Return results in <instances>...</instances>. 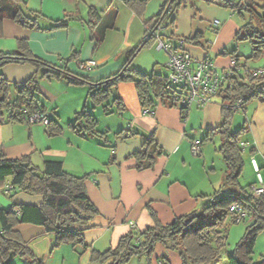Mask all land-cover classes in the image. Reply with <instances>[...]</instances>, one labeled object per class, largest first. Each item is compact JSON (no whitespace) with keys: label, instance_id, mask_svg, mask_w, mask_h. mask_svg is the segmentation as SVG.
I'll return each instance as SVG.
<instances>
[{"label":"crops","instance_id":"0c3cea01","mask_svg":"<svg viewBox=\"0 0 264 264\" xmlns=\"http://www.w3.org/2000/svg\"><path fill=\"white\" fill-rule=\"evenodd\" d=\"M24 1L22 5L27 10L41 12L50 21L69 17L68 26L48 29L51 24L42 19L39 22L42 29L27 28L5 17L0 20V49L13 50L18 39H27L36 56L56 65H64L68 61L66 65L70 70L93 80L118 72L126 60V51L145 35L144 20L124 0ZM162 3L163 0H150L145 18L150 19L157 14ZM193 5L190 1L181 6L174 14V26L165 29L164 33L181 37L201 33L199 44L187 45L191 55L197 59L209 56L220 70L232 69L233 57L228 52L236 49L234 41H237L236 32L242 22L240 24L233 19L234 13L230 9L196 1L195 6L200 13L214 15L221 21L218 32L211 25L215 36L208 49L204 38L209 27L201 21L204 19L200 18L202 15L197 16ZM90 7L100 11L118 10L115 28L106 32L104 41L99 45L90 36L87 23ZM220 8L224 10L220 11ZM90 60L96 61L97 65L89 69L80 66ZM2 71L11 82L23 83L36 71V67L29 62L10 63L4 65ZM116 92L115 96L122 97L125 109L117 110L114 102L113 112L107 113L103 108L104 114L111 118L103 127L93 110L99 105L95 106L89 99V84L70 83L65 77L45 76L40 80L39 97L51 120L61 125V131L50 134L42 123L16 121L0 124V155L9 158L28 156L41 169L47 160L61 161L68 172L87 176L88 195L100 212L84 231L90 248L79 264H100L91 260L92 249L105 251L116 245L121 236L130 230H143L152 225L151 209L163 223L198 210L204 202L203 195L213 194L224 181L225 164L222 161L215 164L213 154L208 151L210 145L204 143V138L201 139V152L195 156L193 143L201 141L197 140L199 137L192 136L196 130L190 110L187 118H183L180 108L159 102L156 108H152L154 113L145 114L135 83H120ZM112 96L108 102L115 97L114 94ZM84 106L98 119V130L106 132V143L104 138L83 137L73 128L72 122ZM198 107L202 108V128H214L220 124L222 107L211 101ZM243 110L244 120L237 129L245 126L240 137L244 168L253 171L256 186L264 185V101L254 99ZM152 135L162 152L154 166L137 170L133 153L141 149L145 139ZM253 159L260 168L261 180L252 164ZM251 184L255 185L254 182ZM36 201V197L23 192L10 197L0 188V208H9L13 202ZM20 231L44 264H74L73 257H77L75 251H82L71 244L55 246L56 235L38 225H22ZM162 257L168 264H182L179 252L162 244L156 246L151 259L133 257L127 264H159Z\"/></svg>","mask_w":264,"mask_h":264},{"label":"trees","instance_id":"16d2710c","mask_svg":"<svg viewBox=\"0 0 264 264\" xmlns=\"http://www.w3.org/2000/svg\"><path fill=\"white\" fill-rule=\"evenodd\" d=\"M124 1L144 20L145 35L138 44L126 51V60L120 70L107 77L93 80L73 72L66 65L68 61L64 65L49 63L32 52L27 39H18L13 50L0 49V124L16 121L33 124L28 122V116L35 111L47 113L46 106L39 97L40 80L45 76L65 77L70 83L86 82L89 84L92 103L95 106L103 105L107 113L113 112V102L117 110L125 109V103L118 94L111 102L108 101L120 83L133 82L144 109L155 112L152 108H156L160 102L168 107L180 108L182 117L187 118L192 104L183 102L189 95L186 83L172 82L166 64L167 74H164L145 73L131 67V63L144 47L155 43L159 38L173 44L183 39L186 43L185 49L188 44L200 43L201 33L190 37L164 33L165 29L174 26L175 12L190 1H205L207 4H215L238 13L243 22L236 32V40L250 41L252 53L248 58L257 59L264 55V2L163 0L158 13L146 19L145 13L150 0ZM22 2L25 1L0 0V20L10 17L27 28L42 29L39 23L42 19L51 24L48 29L68 26L69 17L50 21L41 12L27 10ZM193 7L196 9L195 4ZM117 16V9L100 11L90 7L87 23L90 36L97 45L104 41L109 29L115 28ZM160 26L163 27L162 30L159 29ZM218 30L219 28H214L215 32ZM228 54L232 55L235 65L230 70H224L232 71V74L228 85L221 88L217 94L222 98V120L218 126L209 128L204 137V141L213 140L216 135L221 137L219 150L225 164L223 183L213 194L203 195L204 202L198 210L177 216L169 223H163L151 209L152 225L143 230H130L121 236L116 245L105 251L92 249V261L100 264H127L133 257L146 256L151 259L156 246L162 244L167 249L179 252L182 264H220L228 239L224 230L225 223L229 216L235 221L234 213L229 207L233 203H239L247 208L248 217H251L253 222L247 226L234 250L228 253V264H264V255L257 262H253L251 257L258 235L264 232V193L256 194L253 184L249 185L251 189L242 186L240 177L244 169V158L240 137L245 131V126L235 131L232 129L236 110L245 109L254 99L264 101V68L252 69L247 64L241 66V55L237 53V49ZM205 58L213 60L209 56ZM27 62L32 63L36 71L25 82H11L4 76V65ZM241 67H244V71H241ZM12 90L15 91L14 97ZM54 122L50 118L49 124L46 125L50 134L61 131V125ZM72 126L81 136L104 138L106 143V132L98 130V119L87 106L77 112ZM202 143L203 141L200 142L201 146ZM161 152L162 149L154 135L146 138L142 148L133 153L136 169L144 170L154 166ZM86 180V175L78 176L68 172L61 161L47 160L41 169L34 165L28 156L9 158L0 155V188L10 197L23 192L37 198L35 203L13 202L9 208H0V264H14L13 259L17 256L24 258L26 264H44L24 239L20 231L22 225L34 224L43 227L48 233H54L55 246L71 244L76 249H82L80 254L86 252L90 245L86 242L84 231L100 212L88 195ZM7 185L10 187L6 191ZM159 261L168 264L163 257Z\"/></svg>","mask_w":264,"mask_h":264},{"label":"rangeland","instance_id":"374dc122","mask_svg":"<svg viewBox=\"0 0 264 264\" xmlns=\"http://www.w3.org/2000/svg\"><path fill=\"white\" fill-rule=\"evenodd\" d=\"M258 1H260V3L264 2V0H258ZM193 3L195 4L196 1ZM221 10H224V9L220 8V11ZM195 12H196L197 16L202 15L200 18H204V19H202L201 21H203V23H205V25L207 24L209 27L208 28L209 30L206 32V37L204 38L205 45L209 49L211 47V44L214 40L213 38L215 36L214 32H212L213 29L211 28L212 23L215 21V17H214V15H208V16L203 15V13H200V11L198 10V7H196ZM232 13H234V12H232ZM233 15H234V18H233L234 20L238 21L240 24H241V22H243L241 20V18L239 17L238 13H234ZM157 45H158V42L156 41L155 43H152V44L144 47L137 54V56L134 58V60L132 61L131 67L137 68V69H139L145 73L161 72V73L167 74V68L165 67V64L169 59L168 53L164 49H160ZM234 46L237 49V53L241 55V59H240V65L241 66L244 64H247V66L252 68V69L264 68V55L260 58H257V59L248 58L252 53V46H251V43L249 40L234 41ZM232 50H233V48H232ZM240 69H241V71H244V67H241ZM116 93L117 92L115 90L114 96ZM12 96L13 97L15 96V91H13V90H12ZM211 102L218 105V107H220V108L222 107V98L219 95H215L212 98ZM89 104H91V101L89 102ZM252 106H254V104L250 105V107H252ZM93 110H95V114H96L97 118L100 120L101 125L103 127L106 126L107 123L109 122V119H111V118H109V115L104 114L103 105H99V107H97ZM200 110H202V108L198 107L196 102H194L190 108V115L192 118V123L194 124V122H195V130H196L195 135H192V136H194L196 138L199 137V139H197V140L201 141V139L205 137L208 129L207 128L204 129L200 126V122H201ZM236 111L237 112H235V114L233 116V119H234L233 125H232L233 130H238L237 126L238 127L242 126V123L244 120V117H243V115H244L243 111L244 110L239 109ZM65 116H67V115H65ZM204 143L205 144L208 143L210 145L208 151H209V153L213 154L214 157H212V158L214 159L215 164L218 165V162L220 163V161L224 162L223 157H222V153L219 150V148L221 146V137L219 135H216L213 140L205 141ZM197 155L198 154L195 153L196 157H197ZM245 155L246 154H244V157L246 158L247 155L246 156ZM198 163L200 165H203L202 161H199ZM215 164H214V166H215ZM211 166L212 165H210V167ZM211 171L213 173L216 172L214 170H211ZM254 178L255 177L253 176V171L250 170L249 168L246 169V167H245L243 169V173L240 177V181H241L242 186H244L248 189H251L249 187V184L251 185L252 182H254L255 186H256L257 182H255L256 180ZM252 180H254V181H252ZM252 222H253V219L251 217H248L247 219H245L241 222L233 221V218L231 216L228 217V219L225 223V226H224V230H226V233L228 235L227 247H226V250L224 251V255H223V258H222L220 264H228V260H227L228 253L234 250V248L236 247V244L238 243V241L241 239V237L245 233L247 226L250 225ZM80 252L81 251H75V254L77 257H73V263L74 264H79L80 260L84 259V257H86V255H85L86 252H84L82 254H80ZM263 255H264V232H261L257 237L256 244L254 247V252L251 255L252 261L253 262L259 261L261 259V256H263ZM26 263H27V261L24 258H22L20 256L15 257V264H26Z\"/></svg>","mask_w":264,"mask_h":264},{"label":"built area","instance_id":"2783aa9c","mask_svg":"<svg viewBox=\"0 0 264 264\" xmlns=\"http://www.w3.org/2000/svg\"><path fill=\"white\" fill-rule=\"evenodd\" d=\"M221 24L219 19H215L212 25L218 28ZM163 29L162 26L159 27ZM156 32V31H155ZM158 47L164 49L169 56L166 65L168 66L170 73L169 79L174 83H186L189 88V95L187 101L183 99V102L193 104L196 102L198 105H205L210 102L212 98L218 94L221 88L228 85L229 77L232 71L220 70L213 60L207 58L196 59L191 53L185 49L186 43L183 39H180L177 44L168 43L164 39H158ZM96 61L90 60L85 63H81L82 68H91L96 66ZM235 62L233 60V66ZM232 66V67H233ZM260 71V70H259ZM240 102V101H239ZM145 114H152L154 111L150 109H144ZM29 123H42L48 125L50 118L47 113H41L35 111L28 116ZM201 144L198 141L193 143V150L195 153H199ZM252 164L255 168L259 180H261V173L258 164L255 159L252 160ZM6 191L10 185L6 186ZM253 190L256 194L264 193V185L254 186ZM229 210L234 213V219L236 222H241L249 216V212L246 207L239 203H233L230 205ZM159 264H165L163 261H159Z\"/></svg>","mask_w":264,"mask_h":264}]
</instances>
